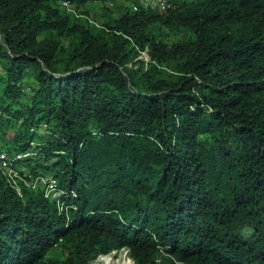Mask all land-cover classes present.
I'll use <instances>...</instances> for the list:
<instances>
[{
    "label": "trees",
    "instance_id": "1",
    "mask_svg": "<svg viewBox=\"0 0 264 264\" xmlns=\"http://www.w3.org/2000/svg\"><path fill=\"white\" fill-rule=\"evenodd\" d=\"M167 1L0 0V264H264V0Z\"/></svg>",
    "mask_w": 264,
    "mask_h": 264
},
{
    "label": "built area",
    "instance_id": "2",
    "mask_svg": "<svg viewBox=\"0 0 264 264\" xmlns=\"http://www.w3.org/2000/svg\"><path fill=\"white\" fill-rule=\"evenodd\" d=\"M147 6L152 8L167 9L170 4L167 0H140ZM35 154L31 151L25 153H18L16 157L12 158L7 153L0 155V169L7 178L10 185L15 188L21 195L20 183L31 189H36L38 186L45 188L46 197L60 201L62 192L57 188L56 182L52 177L43 174H32L29 169L15 165L17 160L26 158H34Z\"/></svg>",
    "mask_w": 264,
    "mask_h": 264
},
{
    "label": "rangeland",
    "instance_id": "3",
    "mask_svg": "<svg viewBox=\"0 0 264 264\" xmlns=\"http://www.w3.org/2000/svg\"><path fill=\"white\" fill-rule=\"evenodd\" d=\"M133 8V5H132ZM83 10H85L86 13L91 14V15H95V16H99L98 18L100 19V14H102V9L98 4H90L87 5ZM167 39L165 40V43H173L177 40V36L173 35V34H167ZM136 60H144L147 63L150 62V56L149 53L147 51H142L140 52L139 56L136 58ZM170 65L172 66V64L170 63ZM125 253V254H124ZM115 256L118 257L117 258H123L125 259L124 261H128L131 262V264L134 263V261L131 259L130 257V253L128 249H123L120 252H114ZM131 259V260H130ZM162 261H164V259L162 258Z\"/></svg>",
    "mask_w": 264,
    "mask_h": 264
},
{
    "label": "bare ground",
    "instance_id": "4",
    "mask_svg": "<svg viewBox=\"0 0 264 264\" xmlns=\"http://www.w3.org/2000/svg\"><path fill=\"white\" fill-rule=\"evenodd\" d=\"M117 257H118V255H117ZM117 257L115 256L114 253L109 254V255H102L92 264H131V262L124 261L125 259H123V258L121 259V258H117Z\"/></svg>",
    "mask_w": 264,
    "mask_h": 264
}]
</instances>
